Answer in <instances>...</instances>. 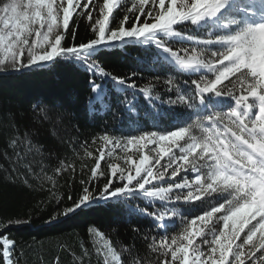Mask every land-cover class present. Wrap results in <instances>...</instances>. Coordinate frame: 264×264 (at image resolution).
<instances>
[{"label": "snow or ice", "instance_id": "1", "mask_svg": "<svg viewBox=\"0 0 264 264\" xmlns=\"http://www.w3.org/2000/svg\"><path fill=\"white\" fill-rule=\"evenodd\" d=\"M125 4L128 0L102 4L98 0H0V72L74 58L95 76L110 77L121 90L134 89V83L106 72L95 57L101 48L154 45L157 53L165 54L164 62L196 77L190 79L195 87L189 91L199 104L169 77L164 83L176 98L166 103L195 109L196 119L171 131L99 137L103 147L91 168L92 177L105 175L101 161L116 149L124 152L116 159L127 165L108 164V184L100 198L142 196L160 202L158 212L141 210L159 222L155 225L162 230L158 242L153 237L147 245L149 253L159 257L152 262L147 254L133 255L132 245L130 264H264V0H131L118 21L115 12ZM80 16L94 20L95 38L64 47L70 23ZM133 18L135 22L126 27ZM154 87L149 84L140 92L149 100H159V95L153 96ZM91 91L96 100L104 96L102 85L95 81ZM121 103L131 101L125 95ZM153 121L162 122L163 116L157 112ZM32 135L38 134L20 136L16 131L7 137L15 161L29 173L34 161H25L41 153ZM129 153L138 154V159ZM117 178L122 186L113 187ZM91 199L81 196L76 208ZM181 202L203 211L189 218L167 208ZM177 216L183 228L169 238L164 222L166 218L174 222ZM96 235L104 239L99 231ZM14 244L0 238L3 264H18L12 259ZM124 252V247L118 251L108 240L103 251L97 249L103 264H122Z\"/></svg>", "mask_w": 264, "mask_h": 264}, {"label": "trees", "instance_id": "2", "mask_svg": "<svg viewBox=\"0 0 264 264\" xmlns=\"http://www.w3.org/2000/svg\"><path fill=\"white\" fill-rule=\"evenodd\" d=\"M130 3L128 0V4L115 12L118 21L123 19L124 9ZM98 15L97 9L94 16L98 18ZM134 22L133 18L125 26L131 27ZM91 23L94 20L89 22L84 16L74 17L63 46H76L94 39ZM175 47L180 45L177 43ZM164 55L157 53L154 45L101 48L95 57L96 63L111 75L136 85L125 90L110 77L95 76L74 58H57L40 66L0 72V238L15 242L14 262L103 264L97 249L103 251L105 240L118 251L124 247L122 264H130L128 248L132 245L133 255L147 254L152 262L159 257V253H149L147 247L153 237L158 242L162 230L155 225L159 222L141 210L158 212L160 202L153 203L142 196L101 199L100 194L108 184L111 157L105 155L101 161L105 175L93 178L91 168L103 147L99 139L102 135L128 137L141 132L171 131L196 119L195 109L166 103L176 98L175 91H167L164 83L169 77L178 80L197 105L199 99L189 91L195 87L190 79L196 77L180 73L174 65L162 60ZM92 81L103 87L101 100L94 99ZM149 84L155 86L153 96L159 95L161 99L149 100L143 96L140 89ZM125 95L131 104L121 103ZM157 112L163 121L154 123L153 114ZM45 115L49 119H44ZM16 131L20 136L26 132L38 134L31 138L41 146V153L25 161H34L31 173L15 161L13 150L8 146L7 137ZM114 155H124V152L116 149ZM134 159H138V154ZM122 167L127 165L124 163ZM116 186H122L118 178L113 187ZM85 194L92 197L91 201L76 208ZM68 208L74 211L67 213ZM167 208L189 218L203 211L182 202L168 204ZM164 223L168 225L169 238L183 228L179 216L174 222L166 218ZM97 231L104 239L96 235ZM0 264H3L2 245Z\"/></svg>", "mask_w": 264, "mask_h": 264}, {"label": "rangeland", "instance_id": "3", "mask_svg": "<svg viewBox=\"0 0 264 264\" xmlns=\"http://www.w3.org/2000/svg\"><path fill=\"white\" fill-rule=\"evenodd\" d=\"M129 154H133V156H135L134 153H129ZM117 156L123 157L124 155H114L110 159H111V161H112L113 164H120L122 166L124 164V161H123V159H119V160L116 159Z\"/></svg>", "mask_w": 264, "mask_h": 264}]
</instances>
